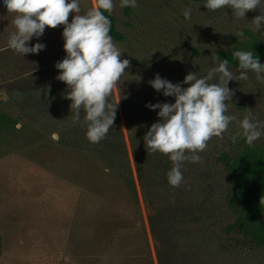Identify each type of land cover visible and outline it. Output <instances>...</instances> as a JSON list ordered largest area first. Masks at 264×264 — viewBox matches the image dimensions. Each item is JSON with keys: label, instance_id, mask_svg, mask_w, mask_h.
<instances>
[{"label": "rangeland", "instance_id": "obj_1", "mask_svg": "<svg viewBox=\"0 0 264 264\" xmlns=\"http://www.w3.org/2000/svg\"><path fill=\"white\" fill-rule=\"evenodd\" d=\"M203 3L136 0L125 16L114 0L111 14L125 41L113 43L129 65L108 98L118 102L112 128L95 144L87 141L84 123L76 127L79 138L70 131L58 140L57 124L50 122L63 114L47 111L50 101L58 103L55 110L62 106L58 88L64 84L54 68L65 55L62 26L46 27L29 41L44 49L22 58L6 48L13 14L0 8V264H264V248L236 233L231 203L242 161L264 148V136L251 145L243 138L232 142L237 129L230 122L222 137H212L198 153L199 162H183L177 187L167 183V154L156 152L157 171L145 174L143 191L132 159L130 137L145 120L156 121V111L144 105L173 102L148 86L154 74L177 83L189 72L206 74L216 51L264 45L251 23L258 10L243 19ZM94 4L79 0L78 14ZM185 9L191 10L187 21ZM248 77L229 81L228 114L239 119L247 108L264 119V83L251 72ZM161 216L173 220L158 225Z\"/></svg>", "mask_w": 264, "mask_h": 264}, {"label": "clouds", "instance_id": "obj_2", "mask_svg": "<svg viewBox=\"0 0 264 264\" xmlns=\"http://www.w3.org/2000/svg\"><path fill=\"white\" fill-rule=\"evenodd\" d=\"M121 8L136 7V0H119ZM205 9H230L236 18L245 17L250 10H258L251 23L259 39L264 37V0H204ZM114 0H95L93 7L80 13L79 0H0V8L13 14V31L9 33L6 48L22 58L37 54L43 43L29 41L42 36L45 28L62 26L61 39L64 57L54 64L55 79L65 85L64 99L70 101L73 121L85 125V137L90 143H98L112 128L118 102L108 98L117 81L128 68L129 60L121 59V52L109 35ZM72 18L69 22V13ZM187 21L191 10L182 13ZM237 35L243 37V32ZM231 57L237 62L235 72L227 59L213 57L216 61L204 75L189 72L183 80L173 83L159 74L147 81L148 86L163 97H171V103H146L149 111H156V121L148 126L142 140L150 151L167 154L172 163L166 173L167 183L177 187L183 180V162L197 163L207 142L212 137H222L230 122L237 131L230 137L232 142L243 138L251 145L264 136V119L247 109L242 118L228 114L233 90L229 81H247L248 73L254 74L258 83H264V63L253 51L233 50ZM214 81V82H213Z\"/></svg>", "mask_w": 264, "mask_h": 264}, {"label": "trees", "instance_id": "obj_3", "mask_svg": "<svg viewBox=\"0 0 264 264\" xmlns=\"http://www.w3.org/2000/svg\"><path fill=\"white\" fill-rule=\"evenodd\" d=\"M123 14L129 16L131 14L130 7L122 8ZM110 21V30L109 35L112 37L113 42L122 43L125 41L124 34L118 29L116 18L107 12L104 13ZM253 55H256L259 61H262L264 56V45H257L253 48ZM214 56H217L220 59H227L229 61V67L236 70L237 62L231 57V52L229 51H216ZM44 70L38 75H35V78H42ZM53 90V87H50ZM44 90V88H43ZM65 85L58 88L59 100L62 102V106L59 105L58 110H55L56 101H50L48 104L47 111L49 114L63 113L61 119H58L56 116L50 117L51 123L57 124L56 130L59 135L58 140H62L66 135H71L70 131L75 132L72 134L75 139L79 138L80 131H77V126L79 123H83V118L81 116L80 122H74L73 110L70 105V101L64 99ZM54 94V91H53ZM113 103V102H112ZM123 105V103L121 104ZM144 108L143 110H145ZM125 112V109H123ZM149 111V110H148ZM128 115H125L124 118L127 122ZM59 120V121H58ZM148 121V122H147ZM145 120V124H141L138 128V131L130 137V148L132 153L133 163L137 173V179L139 185L143 191L145 187L144 179L145 174L154 175L157 171V168L154 167L153 162L156 160L154 157H158L159 154L156 152L150 151L147 146H144L142 137L147 131L148 126L152 124L151 120ZM58 122V123H57ZM150 151V159L146 160L145 155ZM232 208L236 210V222L234 226L236 228V233L241 234L249 244H253L258 248H264V221L261 219L263 210H264V148L258 152L249 154L246 158L243 159L241 167L239 180L235 184L232 191ZM169 216H161L157 219V224L159 222L162 224L167 220H173L172 218L167 219ZM179 219V218H178ZM175 220V219H174ZM156 219L150 221V230L154 231L156 227Z\"/></svg>", "mask_w": 264, "mask_h": 264}]
</instances>
